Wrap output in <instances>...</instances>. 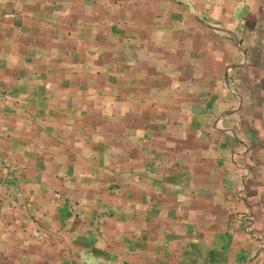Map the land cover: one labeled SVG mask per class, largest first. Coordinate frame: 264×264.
Listing matches in <instances>:
<instances>
[{"label":"crops","instance_id":"crops-1","mask_svg":"<svg viewBox=\"0 0 264 264\" xmlns=\"http://www.w3.org/2000/svg\"><path fill=\"white\" fill-rule=\"evenodd\" d=\"M0 264H264V0H0Z\"/></svg>","mask_w":264,"mask_h":264},{"label":"rangeland","instance_id":"rangeland-1","mask_svg":"<svg viewBox=\"0 0 264 264\" xmlns=\"http://www.w3.org/2000/svg\"><path fill=\"white\" fill-rule=\"evenodd\" d=\"M251 230H253V229H251Z\"/></svg>","mask_w":264,"mask_h":264}]
</instances>
